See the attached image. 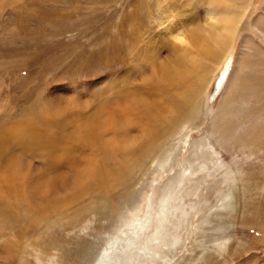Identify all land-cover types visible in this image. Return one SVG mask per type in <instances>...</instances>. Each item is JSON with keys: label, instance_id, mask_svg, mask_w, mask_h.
<instances>
[{"label": "rangeland", "instance_id": "rangeland-1", "mask_svg": "<svg viewBox=\"0 0 264 264\" xmlns=\"http://www.w3.org/2000/svg\"><path fill=\"white\" fill-rule=\"evenodd\" d=\"M211 4L213 0H0V145L7 153L0 163V184L4 178L25 179L31 184L27 192L31 202L49 208L37 189L55 187L65 197L72 193L76 177L89 186L93 165L103 170L100 160L104 158L94 150L95 143L108 148L118 160L128 156L131 163L140 161L139 168L131 167L128 196L105 217L90 210L73 225L59 227L60 216L51 213V220H43L42 214L28 211L24 215L30 221L24 228H14L11 221L0 216V264H93L106 239L128 224L148 196L156 201L184 165L193 172L203 164L200 144L207 137L219 153L218 164L233 170L234 178L224 182L223 169L218 166L216 170L212 165L206 172L189 177L197 180L206 175V182L198 196L184 197L185 223L177 228L179 242L169 252L165 250L170 258L167 264H264V113L247 121L244 118L245 110L258 111L263 104L241 93L243 101L234 104L236 111L223 120L236 123L241 138L254 145L253 150L237 147L233 142L236 136H228L226 147L217 144L214 129L219 125L224 130L220 117L224 95L211 104L208 100L217 85L222 93L227 87L218 60L215 64L213 57L214 62L207 57L202 64L200 74L209 81L206 86L192 78L185 87H179L182 90L169 87L172 93L184 91L190 108L199 110L184 124L174 118L160 125L158 134L168 135L158 143L154 157L140 159L145 142H141L138 126L126 131L117 125L120 132L103 131L96 138L86 126L96 122L97 115L107 118L109 112L115 113L117 122L122 121L123 100L119 94L139 89L143 95L155 96L154 88L147 84V78H152L151 68L147 62L133 59L135 50H153L162 58L180 50L170 32L179 28L190 32L201 20L205 22L209 11L215 10ZM262 8L264 0H248V12L231 51L234 59L238 60L244 50L250 52L243 49L244 37L264 51V38L250 28L252 16H259ZM225 9L222 5L219 10ZM190 50L196 53L194 48ZM239 69L234 64L233 71ZM103 102L107 108H103ZM33 132H38L40 142L32 139ZM123 142L132 149L122 152L117 145ZM67 156L76 165L62 161ZM51 158L61 159V170L50 166ZM108 160L107 168L118 171L120 165ZM191 188L193 183L183 189ZM225 195L230 201L227 206ZM88 198L92 197L82 198L80 204L90 205L93 200ZM192 204L197 206L192 209ZM176 213L181 218V211Z\"/></svg>", "mask_w": 264, "mask_h": 264}, {"label": "bare ground", "instance_id": "bare-ground-1", "mask_svg": "<svg viewBox=\"0 0 264 264\" xmlns=\"http://www.w3.org/2000/svg\"><path fill=\"white\" fill-rule=\"evenodd\" d=\"M243 2H246L247 5L243 6ZM222 5L226 9L220 11L219 9ZM211 6H213L215 10H210L205 22H202L201 20L200 24L193 26L190 32L185 28L175 29L170 32V37L181 45L183 47L182 49L181 46L178 45V49L180 50H177L175 46L176 50H172L169 56L163 58L158 52L153 50H135L133 59L142 63L147 62L151 68L150 72L152 78H147V84H150V86L154 88L150 89L155 91V93H152L155 96L150 97L143 95L139 89L137 91L125 93V95L119 94L120 98L123 100V103H120L121 115L123 116L122 121L118 120L117 122V119L114 116L115 113L112 115L113 113L109 111L107 118L105 117L104 119L102 117L103 114L101 118L99 115H97L99 118L95 115L96 122L91 121L89 124L86 123V126L93 131L91 134L94 138L98 137L103 131L105 133L109 131L111 133L116 131L120 132L121 129L116 130L117 125L124 126L126 131L130 130L132 126H138L141 131V142H145L144 146H142L143 150L140 154V159L141 156H143L142 159L154 157L158 154V143H160L161 140H164L168 135V132L158 134L157 129L159 127L161 128L166 121L170 122V119L174 118L179 124H184L185 121L194 119L193 117L196 115V111L199 110L198 108L197 110L190 108L191 105H188L184 98V91L179 92V90H177L176 93L175 91L172 93L169 87H183L190 82L192 78H197L198 82H203L201 85L206 86L209 81L204 78V74L202 77L200 72L203 62L205 63L204 60H208L206 59L207 57H213L215 61H219H216L215 64L218 62L217 64H219L220 73L224 78L227 77V87L223 93L220 86L217 85V88L212 94V98L208 100V104H211L222 94L224 95V102L220 106V117L222 119L221 123L224 124V130H220L218 128L219 125L214 129L215 131L213 130L216 134L215 142L226 147L229 139L228 136H236L234 137L236 141L233 142H236L237 147L241 146L240 148H249L250 150H253L254 145H248L241 138V131L237 130L238 125L232 121L223 122V120L224 117L232 114L233 111H236V108L233 106L242 100L240 97L241 93L245 95L248 94L250 97H255L263 104L258 111H252V113H249L245 110L246 114L244 118L246 121L252 117H259L264 113V51H262L261 48L256 47L248 37H244L243 49L248 48V50L250 49V52L247 53L245 50L244 52L242 51L238 60L234 59L231 55V51L237 40L238 30L248 12V0H213ZM250 28L264 38V8L261 9V14L259 16H252ZM192 48L195 49V54L190 50ZM214 60L212 61L214 62ZM234 64H237V67L240 68L238 71L235 70L236 72L233 71ZM150 89L145 90L150 91ZM159 94L161 96L160 98H157L156 96ZM166 100L167 102H165ZM165 103H167L166 106ZM109 106H111V103H109ZM114 106L115 104H113V107ZM103 108H107L105 103ZM94 131H96V135L94 134ZM37 133L35 135L33 132L34 135L32 136V139L34 141H37V137H40ZM0 135L2 136L1 133ZM117 135L119 136V134ZM259 137H257V139H259ZM42 140H44L43 137L41 141ZM138 140L140 141V139ZM256 141L254 140V142ZM38 142H40V140ZM123 143L117 145V148H120L122 152L132 149L128 147L127 143ZM39 145H41V143ZM200 149L204 151L201 156L203 164L194 169L193 172L190 171L188 164L184 165L182 170H180L175 177L170 179L165 190L157 197L156 201L154 200V197H150L151 195L148 196L143 207L136 212L135 216H130L131 220L127 221L128 224H124L122 229L120 228L113 236L106 239L103 250L97 255L98 257L93 264H167L170 261L165 250L169 252L172 246L180 240L179 235L177 234V228L185 223V217L187 215L185 212L186 203H184V197L198 196V192L203 186L202 184L206 182V175H202L203 177L198 178L197 180H189V177L192 175L197 176L198 174L206 172V167L212 165L216 170L218 169V166L220 169H223L222 171L226 176L224 177V182L233 181L232 178H234L233 170L231 171V169H228L227 167L223 168L224 166L221 168L220 165L222 163L220 165L218 164L220 159L219 153L208 137L201 140ZM94 150L97 154H102L104 160H100L103 170L98 167L99 165H93L95 167V172L93 175L91 174V185L88 186L83 183V180L78 175L79 177H76L74 180V186L72 185V193H67L65 197L59 195L56 192L55 187L50 190L37 189V191H40L39 195L41 198L47 201L49 208L40 206L42 203L40 204L38 201H36V203L31 202L30 195L27 194L31 184L28 183L27 180H22V178L19 179L18 177L17 179L4 178L1 181L3 185L2 183L0 184V216H2L5 221H11L10 223L14 228H24L25 224L30 221L24 215V213L28 211L38 213V215L42 214L43 220H51V213L60 216L61 218L57 222L59 227L73 225L82 214L90 210H94V212H96L101 218L107 216V213L111 208L115 207L119 201L128 196L126 185L131 180V167L134 166L133 168H139L140 163L138 164V162L140 161L136 160L131 163L128 158L126 159L128 156L125 155H122L125 156L122 161L118 160L112 156L113 154L108 151V148L97 143H95ZM4 151L5 149L1 144V164L3 162L2 159H5L4 156H7V153ZM137 152L133 153V155L138 154ZM10 157L8 156V158ZM107 158L110 160L113 159L114 161H112L115 164L120 165L118 171L117 169L113 170L112 168H107L108 166L106 164H108L107 162L109 161ZM60 160L51 158L50 161H48L50 166L56 168L60 167L62 161H67V164L69 163L72 166L76 165V162L72 161V158L69 156L62 161ZM168 160L169 159L160 164V167L164 168L168 163ZM10 161H13V159ZM28 167H30V165ZM92 171L90 173H92ZM11 172L13 171L11 170ZM83 174L87 175L86 172ZM227 177L230 179H227ZM192 183L193 188L184 191L183 188ZM4 187L8 188V190L6 188L3 189ZM86 196H91L92 198L90 199L93 201L90 205L84 206V204H80V200ZM224 197V200H226L224 204L227 206L230 204L228 195H225ZM56 198H61L60 201L62 203L58 204L57 202L59 199H57L56 202ZM196 206L197 205L192 204L190 205V208L193 209ZM177 210L181 211V218L177 217ZM38 221L39 220H37V222ZM204 221H202V223ZM201 227L202 225H200L199 229ZM219 247L221 248L222 244H219Z\"/></svg>", "mask_w": 264, "mask_h": 264}]
</instances>
